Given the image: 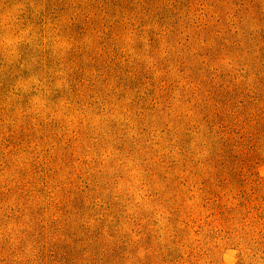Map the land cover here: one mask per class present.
<instances>
[{
  "label": "rangeland",
  "instance_id": "1",
  "mask_svg": "<svg viewBox=\"0 0 264 264\" xmlns=\"http://www.w3.org/2000/svg\"><path fill=\"white\" fill-rule=\"evenodd\" d=\"M0 264H264V0H0Z\"/></svg>",
  "mask_w": 264,
  "mask_h": 264
}]
</instances>
